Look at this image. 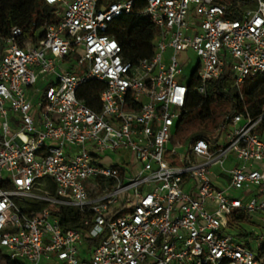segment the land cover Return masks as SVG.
I'll use <instances>...</instances> for the list:
<instances>
[{
    "label": "built area",
    "instance_id": "obj_1",
    "mask_svg": "<svg viewBox=\"0 0 264 264\" xmlns=\"http://www.w3.org/2000/svg\"><path fill=\"white\" fill-rule=\"evenodd\" d=\"M42 1L57 21L0 38V264H264V106L208 139L174 132L192 78L206 95L209 80L239 92L264 73V0L237 2V17L232 0H144L159 33L138 61L106 33L133 0ZM89 78L104 82L98 110L77 96ZM59 207L91 214L93 244ZM250 218L253 238L228 233Z\"/></svg>",
    "mask_w": 264,
    "mask_h": 264
},
{
    "label": "trees",
    "instance_id": "obj_2",
    "mask_svg": "<svg viewBox=\"0 0 264 264\" xmlns=\"http://www.w3.org/2000/svg\"><path fill=\"white\" fill-rule=\"evenodd\" d=\"M239 1L241 0H232V5L227 9V13L233 17L238 15L235 11ZM100 3L104 4V0H100ZM144 5V0H133L131 11L113 19L106 31L119 42L124 57L131 61L151 56L154 40L159 33V28L142 13ZM55 21V8L42 0H0V38L9 36L14 27L21 29L22 38H28L46 23ZM195 83L192 78L184 110L174 127L175 136L181 142L197 138L208 139L210 130L230 115L245 109L252 115H258L264 106V73L245 79L239 92L224 91L219 80H209L206 95H200L192 89ZM103 87V81L89 78L79 86L77 96L88 107L98 110L99 93ZM262 127L264 128V118ZM52 215L57 217L62 227L77 228L90 245L94 243V240L90 241L86 237V232L92 226L91 214L59 207L58 210H52ZM85 219L90 221L85 224Z\"/></svg>",
    "mask_w": 264,
    "mask_h": 264
},
{
    "label": "rangeland",
    "instance_id": "obj_3",
    "mask_svg": "<svg viewBox=\"0 0 264 264\" xmlns=\"http://www.w3.org/2000/svg\"><path fill=\"white\" fill-rule=\"evenodd\" d=\"M110 0H104V4H107ZM167 53H171V50L168 49ZM81 56L80 52H74L68 56L69 60L68 62H72V60H78ZM196 55L192 52V50H188L185 52H181L180 57H178V61L183 68L184 76L180 80L182 83L187 84L190 81V75L193 69L195 68L196 62H197ZM80 70L77 71L75 74L78 75L80 73H83L84 67H80ZM179 150V149H178ZM182 150V149H180ZM113 158L115 157L114 154L111 155ZM109 190H113L114 186L110 183V180H106L104 182ZM44 189V188H43ZM45 190V189H44ZM47 191L51 194L54 192V188L52 186L47 187ZM253 222V223H252ZM253 218L247 219L246 223H243L240 227H234L228 229V233L233 235H249L253 238V235L255 234V231H258V228L255 227ZM40 264H62L56 261H45L43 260Z\"/></svg>",
    "mask_w": 264,
    "mask_h": 264
},
{
    "label": "water",
    "instance_id": "obj_4",
    "mask_svg": "<svg viewBox=\"0 0 264 264\" xmlns=\"http://www.w3.org/2000/svg\"><path fill=\"white\" fill-rule=\"evenodd\" d=\"M192 73V72H191ZM178 122V121H177Z\"/></svg>",
    "mask_w": 264,
    "mask_h": 264
}]
</instances>
